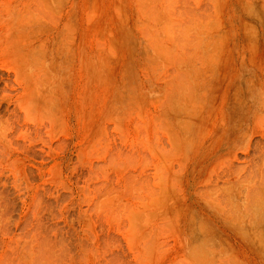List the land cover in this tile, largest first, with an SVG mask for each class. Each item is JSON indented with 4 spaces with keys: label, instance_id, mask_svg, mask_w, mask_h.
I'll list each match as a JSON object with an SVG mask.
<instances>
[{
    "label": "rangeland",
    "instance_id": "1",
    "mask_svg": "<svg viewBox=\"0 0 264 264\" xmlns=\"http://www.w3.org/2000/svg\"><path fill=\"white\" fill-rule=\"evenodd\" d=\"M0 264H264V0H0Z\"/></svg>",
    "mask_w": 264,
    "mask_h": 264
}]
</instances>
